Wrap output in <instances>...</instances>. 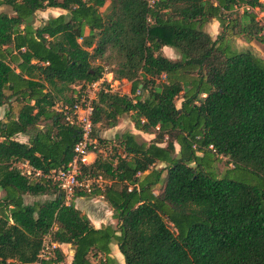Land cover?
Returning <instances> with one entry per match:
<instances>
[{
	"label": "trees",
	"instance_id": "trees-1",
	"mask_svg": "<svg viewBox=\"0 0 264 264\" xmlns=\"http://www.w3.org/2000/svg\"><path fill=\"white\" fill-rule=\"evenodd\" d=\"M105 1L0 0V264H33L45 240L56 247L38 264H118L111 244L123 264H264V55L228 43L264 46L256 14L239 12L264 21V0H109L100 12ZM47 8L63 13L33 25ZM105 72L132 96L96 94L91 138L104 148L100 127L125 114L153 138L116 134L109 158L80 167L104 183L72 196H100L115 221L94 228L55 182L15 164L45 175L71 161L80 129L56 107ZM217 157L231 166L221 175Z\"/></svg>",
	"mask_w": 264,
	"mask_h": 264
},
{
	"label": "built area",
	"instance_id": "built-area-1",
	"mask_svg": "<svg viewBox=\"0 0 264 264\" xmlns=\"http://www.w3.org/2000/svg\"><path fill=\"white\" fill-rule=\"evenodd\" d=\"M242 10H250L255 14L258 12V9H251L247 6H241L239 11L241 12ZM258 14L260 17L262 16V13ZM119 83V81L112 79V75L109 79H104L103 75L98 81L84 84L82 90L74 87L73 103L70 106L64 105L56 110L62 116L65 124L75 125L80 129V137L72 147L71 161L64 168L57 171H49L45 175L31 168L26 162H18L15 167L20 171V174L29 180H37L39 177L51 179L56 183L57 188L65 198L75 193L89 194L94 187H99L103 184L104 181H102L100 176L90 177L87 174H82L80 167L89 166L94 161L96 153L100 152L96 140L91 138V115L96 94L98 92L117 93ZM55 247V244L52 243L47 246L43 244L33 264H38L41 260H46L50 257L52 249Z\"/></svg>",
	"mask_w": 264,
	"mask_h": 264
},
{
	"label": "rangeland",
	"instance_id": "rangeland-1",
	"mask_svg": "<svg viewBox=\"0 0 264 264\" xmlns=\"http://www.w3.org/2000/svg\"><path fill=\"white\" fill-rule=\"evenodd\" d=\"M108 5H109V0H106L103 7L100 9L101 12H105L107 9H108ZM105 7V9L103 10V8ZM6 10V12H9L8 9H4ZM60 11L57 10V9H43L41 11H38L35 13L34 15V19H33V25L37 26L39 25L40 22L42 21H45L46 19L50 18V17H53L57 14H59ZM255 20L257 21V24L262 26L264 28V21L263 19L259 16L258 12L256 13V18ZM208 28V24L204 25L202 27V30L204 32H206L209 36H211L212 39H214L216 37V35L220 32L221 30V27L219 26V24L215 23V25L213 27H210L211 29H207ZM264 31V30H263ZM263 31L261 34H263ZM228 43L229 45L235 49V50H242V49H251L252 53L258 57H262L264 55V46L262 44H259V43H256L254 41L250 42V43H244L239 36L237 35H232L228 38ZM169 51H164V52H161L162 55H164L165 57L167 58H174V56L176 57L174 51L172 49H168ZM169 54H173L174 53V56H169ZM109 72H105L103 75H104V79H109L110 76L107 75L105 76V74H107ZM78 88V87H76ZM130 91V84L129 82L127 81H124V80H121L120 83H119V86H117V93L119 94H124V95H127L129 97H131L132 95L129 93ZM179 103H180V98H178L176 101H175V106L178 107L179 106ZM13 106V110L14 112H16V108H15V104H12ZM60 107L59 105L56 107V110H58ZM97 128V127H95ZM104 128L103 126L100 127L99 129V132H97V138H99L101 141H103L105 144V147L102 148L101 145L102 144H97V147H99L100 149V152L96 153L97 156H99L100 158H109L110 157V151H111V143H109L110 141L108 140H111L113 138V136L115 134H121L123 132H130L132 134H134L137 138V140H144V141H148L149 139H152L153 138V135H147V134H143L141 132H138L136 130H134L133 126H132V123L130 121V118H129V115L128 114H125V115H122L118 120H117V124L115 126V128H105V129H102ZM177 148V147H176ZM109 156V157H108ZM231 167L230 165L227 164V160L226 158H223V157H217L216 161L212 163V170L213 172L216 174V175H221L223 173V171L226 169V168H229ZM2 195V192L0 191V196ZM28 201H30L31 199H27ZM96 204V203H95ZM104 209L106 211V208L104 206ZM104 213V212H103ZM49 245L47 243V241L45 240L44 241V246H47ZM62 254H63V257H64V261L67 262L68 261V258H69V255L71 254V251H70V247L69 245H64L62 247H59ZM111 257L113 259L116 260V262L118 264H123V261H122V257L120 256V254L118 252H116V254L113 256L111 253H110ZM90 261L92 262V264H97L96 262V259L90 257L89 258Z\"/></svg>",
	"mask_w": 264,
	"mask_h": 264
},
{
	"label": "crops",
	"instance_id": "crops-1",
	"mask_svg": "<svg viewBox=\"0 0 264 264\" xmlns=\"http://www.w3.org/2000/svg\"><path fill=\"white\" fill-rule=\"evenodd\" d=\"M5 7H0V12H6V10H4ZM50 9V8H49ZM101 9V8H100ZM105 9V7L103 8V10ZM59 10V9H57ZM60 13H63V11L59 10ZM101 12V10H100ZM104 12V11H103ZM240 12V11H239ZM57 14V15H59ZM55 15V16H57ZM53 16V17H55ZM215 23H217L215 20H210L207 24H208V28L207 29H211L210 27H213L215 25ZM206 24V25H207ZM218 24V23H217ZM169 48L168 47H163L161 49V52H164V51H169L168 50ZM169 56H174V53L172 54H169ZM164 56V55H163ZM167 58V57H166ZM175 58V56H174ZM172 58V59H174ZM170 59V58H169ZM111 76V73H107L105 74V76ZM125 81V80H124ZM120 82V81H119ZM5 106H1L0 107V119L2 118L3 116V113L5 111ZM117 124V123H116ZM116 126V125H115ZM115 126L111 127V128H115ZM128 132V131H126ZM138 133V131H137ZM119 134V133H118ZM116 135V134H115ZM114 135V136H115ZM113 136V137H114ZM16 141L18 142H21V143H24L26 142V136H23V135H18L16 136L15 138ZM65 202L68 203V202H71L73 204V206L83 215H85L90 224L94 227V228H99L100 226L102 225H112L114 226L115 225V221L112 219L111 217V211L109 209V207L107 206V204L102 200V198L100 196H97V197H91V198H83V197H74V196H69V197H66L65 198ZM96 203V204H95ZM104 206L106 208V211L104 209ZM104 212V213H103ZM64 245H60L59 247H62ZM110 248V253L114 256L116 254L117 251V248L115 245L111 244L109 246ZM110 258L111 255L109 254ZM70 258H71V254L69 255V258H68V261H70ZM113 259V258H112ZM115 260V259H114ZM116 261V260H115Z\"/></svg>",
	"mask_w": 264,
	"mask_h": 264
}]
</instances>
